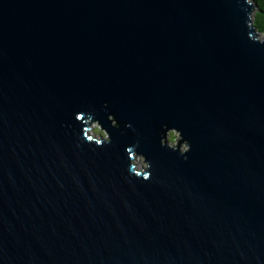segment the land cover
Listing matches in <instances>:
<instances>
[{
    "label": "water",
    "instance_id": "95a60500",
    "mask_svg": "<svg viewBox=\"0 0 264 264\" xmlns=\"http://www.w3.org/2000/svg\"><path fill=\"white\" fill-rule=\"evenodd\" d=\"M255 16L0 0V264H264Z\"/></svg>",
    "mask_w": 264,
    "mask_h": 264
},
{
    "label": "trees",
    "instance_id": "16d2710c",
    "mask_svg": "<svg viewBox=\"0 0 264 264\" xmlns=\"http://www.w3.org/2000/svg\"><path fill=\"white\" fill-rule=\"evenodd\" d=\"M252 4L256 7V16H255V25L258 31L261 33L262 41H264V0H250ZM90 129H92V125H90ZM94 132L98 135L107 136L105 132L101 129V125H98ZM170 141V140H169ZM179 143L180 138H177ZM171 142V141H170ZM172 143V142H171Z\"/></svg>",
    "mask_w": 264,
    "mask_h": 264
},
{
    "label": "rangeland",
    "instance_id": "374dc122",
    "mask_svg": "<svg viewBox=\"0 0 264 264\" xmlns=\"http://www.w3.org/2000/svg\"><path fill=\"white\" fill-rule=\"evenodd\" d=\"M261 39H262V36H261ZM91 125H92V132L91 131L90 132L93 133L94 135H98V134H96L94 132V129H96L99 124L97 122H95V123L91 122ZM167 137L172 142L171 143L172 145H176L178 143L177 138L179 137V135L175 131L169 132ZM134 163L136 164L138 169L142 168V167H145V165H146L145 164L146 162H145L144 158L141 155H138V156L135 157Z\"/></svg>",
    "mask_w": 264,
    "mask_h": 264
},
{
    "label": "clouds",
    "instance_id": "9594fccd",
    "mask_svg": "<svg viewBox=\"0 0 264 264\" xmlns=\"http://www.w3.org/2000/svg\"><path fill=\"white\" fill-rule=\"evenodd\" d=\"M98 124H99V123H98ZM99 125H100V124H99ZM89 131H91V132H92V129H90V127H89ZM135 157H136V156H135ZM135 157H134V159H135ZM134 159H133V160H134ZM145 164H146V163H145Z\"/></svg>",
    "mask_w": 264,
    "mask_h": 264
}]
</instances>
